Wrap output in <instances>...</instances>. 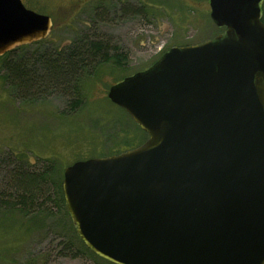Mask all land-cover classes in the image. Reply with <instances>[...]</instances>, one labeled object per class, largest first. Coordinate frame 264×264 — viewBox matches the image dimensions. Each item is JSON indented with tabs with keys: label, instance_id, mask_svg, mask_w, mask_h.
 <instances>
[{
	"label": "water",
	"instance_id": "1",
	"mask_svg": "<svg viewBox=\"0 0 264 264\" xmlns=\"http://www.w3.org/2000/svg\"><path fill=\"white\" fill-rule=\"evenodd\" d=\"M261 0H208L222 33L172 46L106 92L147 138L62 172L83 243L113 264H264ZM53 21L0 0V56Z\"/></svg>",
	"mask_w": 264,
	"mask_h": 264
},
{
	"label": "rangeland",
	"instance_id": "2",
	"mask_svg": "<svg viewBox=\"0 0 264 264\" xmlns=\"http://www.w3.org/2000/svg\"><path fill=\"white\" fill-rule=\"evenodd\" d=\"M22 2L49 15L53 27L46 38L21 46L11 55L59 51L81 36H90L107 40L109 57L119 53L122 62L117 65L110 58L96 65L94 73L81 84L82 102L75 111L68 110V100L58 90L46 89L35 96V88L27 89L28 82L13 90L0 62V191L4 188L2 172L5 173L1 167L9 159L15 160L19 152L35 169L52 160L62 178L63 168L72 161L108 156L112 151L141 144L147 136L126 116L118 122L123 110L107 98L108 87L147 68L172 46L198 44L223 32L209 16L208 0ZM260 7L264 23V0ZM19 63L24 72L28 71L22 61L15 66ZM29 75L31 84L38 79L47 80L45 70L39 76L32 72ZM56 213L59 217L46 221L43 230L25 233L16 222L11 235L0 230V264H108L88 252L78 250L74 256L63 251L65 243L74 242L75 247L80 244L72 240L68 221H59L61 209Z\"/></svg>",
	"mask_w": 264,
	"mask_h": 264
},
{
	"label": "trees",
	"instance_id": "3",
	"mask_svg": "<svg viewBox=\"0 0 264 264\" xmlns=\"http://www.w3.org/2000/svg\"><path fill=\"white\" fill-rule=\"evenodd\" d=\"M20 48L21 46L0 56V62L6 72L7 83L14 90V86L19 84L25 87V82H28L27 89L35 88V96L46 89L58 90L68 100L66 107L69 111H75L81 105V84L85 78L94 73L97 64L106 62L110 58L113 59L114 64L120 65L122 62L119 53H113L109 57L110 48H108L107 40L90 36H81L80 39L59 51L43 50L40 53L34 52L27 56L11 55ZM19 61L26 65L28 71L24 72L20 63L15 66ZM43 70L47 73V80L38 79L31 84L29 72L39 76ZM122 110L125 114L119 112L118 122L124 120L125 116L131 119L130 115L124 109ZM131 121L133 120L131 119ZM134 123L140 128L136 122ZM144 134L146 135L145 132ZM122 151H112L109 155ZM14 158L15 160L9 159V163L5 167H1L5 173L2 172L1 176L4 188L0 191V230L11 235L15 222L25 233L35 229L43 230L44 223L55 219L56 216L59 217L56 211L61 209L62 218L60 217L59 221L64 223L63 218L68 221V227L74 236L72 240L80 244L75 247V244L72 245L74 242L65 243L63 251L70 252L74 256L78 250L82 253L88 252L108 264H113L94 254L78 236L75 224L66 207L62 191V178H60V172L53 166V161L50 160L44 167L35 169L34 165L33 167L27 165L29 162L24 153L19 152ZM17 217L20 218V221H16Z\"/></svg>",
	"mask_w": 264,
	"mask_h": 264
},
{
	"label": "flooded vegetation",
	"instance_id": "4",
	"mask_svg": "<svg viewBox=\"0 0 264 264\" xmlns=\"http://www.w3.org/2000/svg\"><path fill=\"white\" fill-rule=\"evenodd\" d=\"M261 12H262V8H261Z\"/></svg>",
	"mask_w": 264,
	"mask_h": 264
}]
</instances>
